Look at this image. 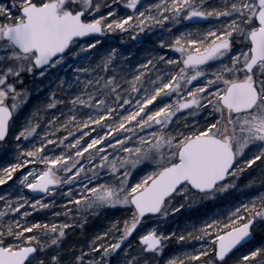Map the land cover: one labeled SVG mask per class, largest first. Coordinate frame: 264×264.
<instances>
[{"label": "snow or ice", "instance_id": "6c2138e0", "mask_svg": "<svg viewBox=\"0 0 264 264\" xmlns=\"http://www.w3.org/2000/svg\"><path fill=\"white\" fill-rule=\"evenodd\" d=\"M123 3L131 14L121 15L117 0H0V149L16 157L0 168V185L24 169L0 194V264H64L72 217L118 206L124 217L70 253V264H111L149 218L124 264H154L177 236L163 221L264 170V0ZM181 19L208 27L162 36L135 66L118 64L116 48L97 49L96 34L170 33ZM53 73L47 102L18 124L32 96L25 79ZM58 104L65 111L49 118ZM24 188L43 195L30 199ZM58 189L69 219L30 220L54 206L44 196ZM257 226L264 230V191L179 234L202 243L166 264H264Z\"/></svg>", "mask_w": 264, "mask_h": 264}, {"label": "rangeland", "instance_id": "374dc122", "mask_svg": "<svg viewBox=\"0 0 264 264\" xmlns=\"http://www.w3.org/2000/svg\"><path fill=\"white\" fill-rule=\"evenodd\" d=\"M148 0H142L143 3H147ZM118 9L121 15L131 14V10L127 9L123 3V0H117ZM103 11V10H102ZM185 20L181 19L179 23H173L171 26V32L169 33L168 29L165 28L161 30L159 27L154 28L151 32L145 31L137 34L136 37H133L131 32H114L106 33L104 38H98L100 44L97 45V49L100 52H103L106 49L116 48L118 56L121 57L117 60L118 64H123L127 66L131 64L135 66L136 63L142 62L145 54L149 51H153L156 48H159L158 39L162 36L167 39H171L172 36L178 34L181 31L193 28H206V24H191V26L184 23ZM165 52L169 54L172 53V50L165 48ZM132 53V55H129ZM95 58V57H94ZM76 63H84L83 61H76ZM70 74V70L68 71ZM57 74L53 73L52 77L41 78L28 77L25 79L24 86L28 87L31 90L32 96L30 102L23 109L22 114L18 117L17 123L22 124L24 117L31 114L33 108L41 103H46L50 93L55 88V76ZM60 76L66 75V72H60ZM52 81L50 84L49 81ZM57 95L61 99H65V94L57 91ZM65 111L64 105L58 104L55 109L49 110L47 116L50 118L51 115L56 112ZM45 114L41 113V119ZM39 139V137H37ZM28 146H31L32 141H25ZM15 152L0 149V168L5 167L8 163L15 162ZM28 167H31L29 165ZM24 169L17 170L15 176L11 181H7L5 185H0V194H3L6 191L14 190L13 186L17 182V177L23 173ZM252 182V183H250ZM264 170L260 167H254L250 171L241 175L237 181V188L229 190L226 193H220L215 200L202 199L198 200L196 203L191 201L186 202L185 206L177 213H173L171 218L163 221L161 227L165 231H174L177 233V236H174L169 239L168 243L165 246L164 252L162 255L156 254L152 257L154 264H166L167 259L173 255H182L184 252H188L194 249H197L198 246L202 243L195 238H187L184 241L178 239V235L186 232L192 231V225L199 226L200 222L207 220L209 217L214 216L216 213L223 212L226 209H229L238 203L243 202L244 200L250 199L252 196L258 195L261 191H264ZM68 185H66L67 187ZM22 194L27 196L30 199H39L40 196L34 197L27 189L22 190ZM66 194L62 189H58V192L55 195L48 194L44 196V201L54 200L55 204L52 207L45 209H37L32 211L29 219L30 220H48L50 222H55L56 220L65 221L69 217L63 215V205ZM28 206H26L27 208ZM112 208L101 210L95 214L84 213L80 217H72L76 220L74 225H71L66 229L67 235L63 239V251L62 255L64 256V264H70V260L73 258L70 253H75L79 255L82 246L86 245L87 239L85 237V230L94 237L96 234L108 230L102 229H92V223L95 218H100L110 211ZM55 213H60V215H54ZM153 218H149L144 222V225L139 228L137 235L129 238L122 249L118 250L116 253L112 254L109 259L111 264H124L126 255L124 249L128 248V245L132 246L131 251L135 254L136 249L139 248L138 234H142L147 228L152 226ZM111 222V221H110ZM109 228V227H108ZM85 229V230H84ZM87 233V234H88ZM195 236V233L193 234ZM90 240V239H89ZM255 242L260 243L264 242V230L257 226L255 234ZM52 253H49L50 256ZM87 259V257H86Z\"/></svg>", "mask_w": 264, "mask_h": 264}, {"label": "trees", "instance_id": "16d2710c", "mask_svg": "<svg viewBox=\"0 0 264 264\" xmlns=\"http://www.w3.org/2000/svg\"><path fill=\"white\" fill-rule=\"evenodd\" d=\"M125 215V210L122 207H116V208H112L110 209V211L106 212L105 215H103L100 218H95L94 222L92 223V229L96 228L98 229H102L105 227V229H109L108 227L110 226V221H113L115 219H122ZM85 230V229H84ZM87 231L89 230H85V237L87 240L92 238V235L89 234ZM88 233V234H87Z\"/></svg>", "mask_w": 264, "mask_h": 264}, {"label": "water", "instance_id": "95a60500", "mask_svg": "<svg viewBox=\"0 0 264 264\" xmlns=\"http://www.w3.org/2000/svg\"><path fill=\"white\" fill-rule=\"evenodd\" d=\"M197 19H200V18H197ZM185 22H186V24L192 23L191 21H186V20H185ZM201 23H204V22H201ZM201 23H198V24H201ZM96 37H104V35L101 36L100 34H96ZM27 192H29L34 197H38V196L43 195V194H39V193H33L31 190H28V189H27Z\"/></svg>", "mask_w": 264, "mask_h": 264}, {"label": "flooded vegetation", "instance_id": "af4514ba", "mask_svg": "<svg viewBox=\"0 0 264 264\" xmlns=\"http://www.w3.org/2000/svg\"><path fill=\"white\" fill-rule=\"evenodd\" d=\"M203 24H206V23H203Z\"/></svg>", "mask_w": 264, "mask_h": 264}]
</instances>
